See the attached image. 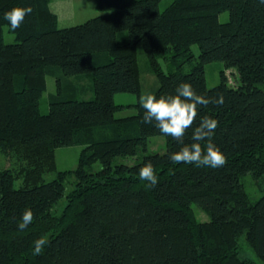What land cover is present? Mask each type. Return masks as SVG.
Here are the masks:
<instances>
[{
	"label": "trees",
	"instance_id": "1",
	"mask_svg": "<svg viewBox=\"0 0 264 264\" xmlns=\"http://www.w3.org/2000/svg\"><path fill=\"white\" fill-rule=\"evenodd\" d=\"M49 1L0 0V155L15 160L0 168V264H260L240 256L242 242L264 263V4L173 0L161 11V0H95L101 14L62 27ZM29 5L33 12L12 30L4 13ZM139 51L156 78L147 92L175 94L187 82L197 94L223 95V105L198 107L184 137L192 142L201 117L217 120L212 142L223 167L171 163L181 144L142 119ZM213 61L233 80L222 70L208 88L204 65ZM84 74L90 99L73 90ZM47 76L55 92L42 113ZM118 93L136 95L134 114L115 116L124 106L114 101ZM107 126L115 128L109 137H83ZM153 136H164L163 151L147 150ZM82 140L76 168L56 170L55 149ZM146 163L158 177L150 189L139 179ZM246 177L259 197L247 193ZM26 209L34 219L21 231ZM41 237L49 243L33 255Z\"/></svg>",
	"mask_w": 264,
	"mask_h": 264
},
{
	"label": "clouds",
	"instance_id": "2",
	"mask_svg": "<svg viewBox=\"0 0 264 264\" xmlns=\"http://www.w3.org/2000/svg\"><path fill=\"white\" fill-rule=\"evenodd\" d=\"M264 4V0H259ZM33 12L32 7H13L4 13V19L8 21L12 30H16L24 22L26 16ZM138 102L145 110L143 122L151 124L155 121V127L165 136H171L181 147L178 151L169 154L172 164H195L197 167L219 168L226 163L225 155L212 142L218 121L203 116L199 124L193 129L191 143H185L184 137L189 128L196 123L198 107L208 104L223 105V95L217 98L206 97L193 89L187 82L180 83L175 94L160 95L159 97L147 92L139 96ZM206 142V143H201ZM139 179L145 181L146 189L153 188L158 183V177L151 163H146L139 169ZM34 214L31 209H26L18 224L23 231L32 223ZM48 240L41 237L34 241L33 255H41Z\"/></svg>",
	"mask_w": 264,
	"mask_h": 264
},
{
	"label": "rangeland",
	"instance_id": "3",
	"mask_svg": "<svg viewBox=\"0 0 264 264\" xmlns=\"http://www.w3.org/2000/svg\"><path fill=\"white\" fill-rule=\"evenodd\" d=\"M171 1L173 0H161L159 4V9L162 11ZM95 0H50L49 10L56 16V22L58 26L67 27L85 22L86 20L101 14L95 8ZM228 19V12H223L219 15V21L225 22ZM4 41L6 43H12L14 41V36L4 29ZM194 54L199 53L197 45L192 46ZM138 64L140 67V80L142 86V92L146 93L149 89H153L156 86L155 76L147 70V63L144 54L138 52ZM161 66L164 71H167V67L163 61H161ZM188 66V65H187ZM185 70H188V67ZM224 70V65L220 61H213L204 65V76L206 80V86L212 88L218 85L221 81V71ZM225 75L229 81H232L231 71L224 70ZM47 88L42 94L40 100V111L46 113L48 111V103L50 100V94L55 92V80L51 76H47ZM75 95L79 99H90L93 98V89L91 77L89 74L81 75L80 77L74 78V89ZM114 101L117 104L124 105L116 114V117H126L135 113V108L133 104L136 103L137 97L133 93H118L114 97ZM113 129L114 126H112ZM111 128V129H112ZM130 128V127H128ZM93 129V130H92ZM90 131H85L86 133L83 137H86V141L90 139L91 136L95 138H104L111 136L113 131L107 127L92 128ZM92 131V132H91ZM130 131V129H129ZM93 138V139H95ZM92 139V138H91ZM85 141L75 143L69 146H61L55 149V161L56 170H72L76 168L77 161L81 149L84 146ZM164 136H153L149 139L147 150L149 152H161L165 147ZM15 163V160L9 157L0 155V168L11 166ZM55 175V172L47 173L44 178L46 181L51 180ZM245 186L247 193L252 198H257L261 195L262 191L254 186L249 177L245 178ZM65 203V198H62L56 208V212H59ZM196 214L200 220H207L202 212H200L197 207H194ZM241 257L251 258L260 264H264L254 252L247 246L246 243H241V248L239 250Z\"/></svg>",
	"mask_w": 264,
	"mask_h": 264
}]
</instances>
